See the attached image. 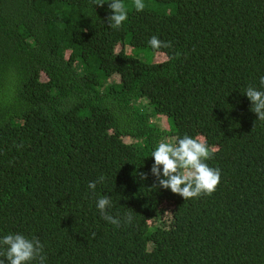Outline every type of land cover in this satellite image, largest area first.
Returning a JSON list of instances; mask_svg holds the SVG:
<instances>
[{
    "label": "trees",
    "instance_id": "obj_1",
    "mask_svg": "<svg viewBox=\"0 0 264 264\" xmlns=\"http://www.w3.org/2000/svg\"><path fill=\"white\" fill-rule=\"evenodd\" d=\"M108 2L0 0V239H39L44 264H264V120L244 94L264 91V0H123L119 29ZM185 134L214 153L211 196L156 186L151 153Z\"/></svg>",
    "mask_w": 264,
    "mask_h": 264
},
{
    "label": "clouds",
    "instance_id": "obj_2",
    "mask_svg": "<svg viewBox=\"0 0 264 264\" xmlns=\"http://www.w3.org/2000/svg\"><path fill=\"white\" fill-rule=\"evenodd\" d=\"M104 4L96 5L103 7ZM133 6L137 12L144 11L146 7L144 0H133ZM108 7L112 12L107 17L108 24L112 28L119 29L128 19V7L123 0H109ZM148 44L157 51L172 47L171 42L162 41L155 35L149 39ZM179 55L176 53L177 57ZM260 85L264 87V76L260 77ZM244 94L251 101V111L256 114L257 119L264 120V91L249 86ZM213 155L202 138H193L185 134L175 142L164 140L158 143L151 153L154 163L150 171L158 182L156 186L170 189L184 200L199 198L202 195L211 196L221 180L220 169L210 167L206 163ZM140 175L146 179L148 174L140 173ZM161 175L164 178H161ZM104 179V176H100L97 180L89 182L88 187L95 191L97 183L103 182ZM96 207L107 222L117 227L121 225L118 217H113L107 212V209L112 207L110 196L100 197ZM132 219L130 213L125 215V222L130 223ZM2 246H6V252L0 253V256L5 257L0 259V264H31L32 261L44 264L46 260V256L43 255V245L35 237L30 239L23 234H8L0 239V247Z\"/></svg>",
    "mask_w": 264,
    "mask_h": 264
},
{
    "label": "rangeland",
    "instance_id": "obj_3",
    "mask_svg": "<svg viewBox=\"0 0 264 264\" xmlns=\"http://www.w3.org/2000/svg\"><path fill=\"white\" fill-rule=\"evenodd\" d=\"M164 60V57L161 55V54H155L154 57H153V62L156 63V62H161ZM31 120V117L28 116L27 117V122H29ZM154 124L156 126H158L159 128H162L164 127L165 125V121L162 117H157L153 120ZM167 141H171V140H167Z\"/></svg>",
    "mask_w": 264,
    "mask_h": 264
}]
</instances>
